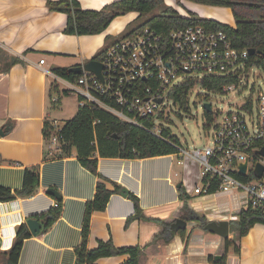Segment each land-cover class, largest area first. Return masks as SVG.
I'll list each match as a JSON object with an SVG mask.
<instances>
[{
  "label": "crops",
  "instance_id": "1",
  "mask_svg": "<svg viewBox=\"0 0 264 264\" xmlns=\"http://www.w3.org/2000/svg\"><path fill=\"white\" fill-rule=\"evenodd\" d=\"M46 1L0 0V129H4V134H0V186L21 188L24 169L39 166L35 194L0 202V264L5 263L3 252L11 246L16 227L28 217L36 218L56 205L55 197L46 193L48 187L61 195V214L46 232L24 239L17 264H77L75 250L81 240L86 202L93 198L99 179L110 189L113 184L120 189L111 194L104 210L91 214L87 239L90 249L96 247L98 240L109 239L115 246L143 245L155 234L156 225L129 220L134 214L129 194L138 198L144 214L151 217L180 218L176 211L184 191L190 196L192 210L204 215L207 222L236 219L235 213L225 211L228 203L216 204L220 192L207 195L193 192L197 183H202L200 166L189 158L178 163L181 158L178 153L146 158L97 156L96 174L81 165L75 150L67 156L46 155L44 122L56 120L53 112L60 103L57 98V106L51 104L55 99L52 92L59 91L60 83L66 87L62 78L55 77L53 69L88 61L107 42L118 38L127 22L137 16L135 12L118 16L100 34H65L66 15L49 10ZM78 1L82 8L98 10L115 0ZM164 2L183 16L192 11L215 19L210 15L225 13L230 19L225 23L234 25L231 9L227 7L189 0ZM177 2L185 6V12L179 11L182 8ZM40 59H44L43 64ZM123 189L127 192L123 193ZM232 207L240 209L235 202ZM190 224L191 229L186 223L185 238L174 235L161 245L159 253L147 254L143 264H212L208 255L218 254L223 238L204 230L196 220ZM228 238L231 240L233 234L229 233ZM126 258V255L104 257L95 264H121ZM226 264H264V225L255 224L241 237L238 253L229 247Z\"/></svg>",
  "mask_w": 264,
  "mask_h": 264
},
{
  "label": "trees",
  "instance_id": "2",
  "mask_svg": "<svg viewBox=\"0 0 264 264\" xmlns=\"http://www.w3.org/2000/svg\"><path fill=\"white\" fill-rule=\"evenodd\" d=\"M189 1L230 8L234 25L202 17L192 11H187V15L183 16L174 7L165 4L164 0H115L98 10L82 8L78 0H47L46 6L51 11L66 15V24L63 30L65 34H100L118 16L135 12L138 18L154 11L155 13L143 23L120 37L129 36L144 27H149L164 36L172 30L189 25H202L211 30H220L227 35L232 47L240 50L254 49L253 54L248 56L247 65L255 66L264 73V0ZM177 3L179 4V2ZM109 43L107 42L91 59L100 60ZM15 61L13 60V62ZM53 73L68 81L74 80L76 77V74L69 72L66 67H55ZM229 81L230 79L225 76H205L200 83L204 88L214 93H221L222 86ZM194 84L191 79L178 84L169 93V98L185 109L189 91ZM55 89H57V86H55ZM62 92L65 95L71 94L67 89H63ZM78 100L81 101L80 98ZM50 102L51 104L55 103V101ZM56 103L55 107L57 106ZM204 114L208 120H211V112L204 110ZM50 127V123L45 121L43 127L44 138L49 135ZM61 134L63 140L60 142L61 153L59 156L70 155L75 150L81 165L94 174L97 173V156L146 158L177 153V149L172 143L178 144V142L169 137L164 130H161V137L155 136L143 127L120 120L94 103L78 105L75 115L61 126ZM38 185L39 166H28L23 172L21 188L11 190L0 186V202L13 200L17 196L30 197L35 194ZM217 186L218 181L211 179L207 192L214 193ZM119 189L120 187L117 184H113V189H110L103 179L97 181L94 196L86 202L84 210L81 240L75 250L77 264H95L100 258L118 255L127 256L121 264H143L147 254L159 253L161 245L170 241L174 235L177 234L185 238V229L170 230V224L175 219H162L145 215L139 206L138 198L133 194H129V198L134 204V214L129 220L138 219L156 225L157 231L155 234L143 245L115 246L109 239L98 240L96 247L88 248L87 239L90 232L91 214L95 211L104 210L111 194ZM189 200L190 196L182 191L180 194L181 202L176 215L185 220H196L199 222L200 227H203L207 219L204 215H198L192 210ZM61 211L60 200L48 211L36 216L43 224L41 233L49 229L59 218ZM234 215H236V219L229 221V233L233 234V238L231 240L229 238L222 239L218 249V254L221 255L219 260H216L213 255H208V261L212 264H226V254L229 247L235 253H238L241 237L246 235L255 224L264 225V214L260 210L240 208L235 211ZM30 236L31 233L26 223H21L16 227L11 246L3 252L4 264L18 263L23 241ZM183 253L186 254V246Z\"/></svg>",
  "mask_w": 264,
  "mask_h": 264
},
{
  "label": "built area",
  "instance_id": "3",
  "mask_svg": "<svg viewBox=\"0 0 264 264\" xmlns=\"http://www.w3.org/2000/svg\"><path fill=\"white\" fill-rule=\"evenodd\" d=\"M248 56V50L232 47L220 30L189 25L164 36L144 27L108 44L99 60L102 79L82 70L74 80H63L65 89L81 99L79 105L94 103L120 120L161 137L154 123L165 118V100L170 99L175 86L189 79L200 83L205 76H225L230 81L222 86L221 93L235 91L243 86L253 67L247 65ZM43 72L50 74L47 69ZM52 101L56 103L57 98ZM253 103L247 100L238 106L241 111L226 112L214 125L209 145L185 150L172 144L181 157L178 163L189 158L200 166L202 183L194 187L195 194H210L207 187L214 179L218 181L215 192H242L246 197L244 209L264 214V93H258L255 111ZM50 126L45 152L55 157L61 153L63 137L60 125L54 121ZM244 162L246 170L241 173L239 164ZM258 165L262 167L260 176L255 174Z\"/></svg>",
  "mask_w": 264,
  "mask_h": 264
},
{
  "label": "rangeland",
  "instance_id": "4",
  "mask_svg": "<svg viewBox=\"0 0 264 264\" xmlns=\"http://www.w3.org/2000/svg\"><path fill=\"white\" fill-rule=\"evenodd\" d=\"M177 5L182 8H178L180 12L186 11L185 6L183 7L180 4ZM154 13L155 11L147 15H142L138 18L137 16L131 18L130 21H128L124 28L119 32L120 34L118 37L130 31L135 26L143 23ZM198 13L201 15H207V13L204 12ZM210 16L224 22L230 21L229 17H227L225 13L211 14ZM58 88L59 91L55 90V92H52V96H55V98L60 100V103L58 107L55 108L53 115L56 119L55 123L62 126L68 119H71L75 115L78 109L79 101L78 97L74 93L65 95L62 92L63 88L65 89L62 83L58 85ZM259 92L264 93V73L261 69L255 66H253L248 71V77L245 79L243 86H238L237 90L235 91H230L227 93H214L213 91L204 88L201 83H195L189 91L185 109L180 107L179 104L174 103L171 99L165 100L167 106L165 118L158 119L154 123V129L164 130L169 137H171L173 140H176L178 144L185 150L209 145L212 139L211 136L214 125L220 121L221 117L228 111H239L240 109L238 106L247 100H251L252 103L254 102L253 108L255 111V99ZM204 102H208L211 105V120H208L204 114ZM176 159L177 158L175 157V165ZM197 186H201V183L198 182ZM218 194L220 197L217 198L216 204L226 205L228 203L227 209L225 210H228L227 213H235L236 209H238L232 207L233 202H235L240 208H244L245 206L246 197L242 192H220ZM209 211L211 212L212 209ZM190 222L191 220H187L186 222L188 228L191 227Z\"/></svg>",
  "mask_w": 264,
  "mask_h": 264
},
{
  "label": "water",
  "instance_id": "5",
  "mask_svg": "<svg viewBox=\"0 0 264 264\" xmlns=\"http://www.w3.org/2000/svg\"><path fill=\"white\" fill-rule=\"evenodd\" d=\"M254 49H248L249 54H253ZM101 69L102 64L99 60L96 59H89L88 61L84 62L83 64H78L75 66H71L68 68L69 72H72L73 74H79L82 70L90 71L94 73L96 76H98L100 79H102L101 75ZM203 109L206 112H211V105L208 102L203 103ZM0 134H4V129H0ZM264 152V150H261V154ZM239 169L241 173H245L246 170V162L239 164ZM262 172V167L257 166L255 169V174L257 176H260ZM179 186V185H178ZM123 193H126L127 190L123 189ZM46 193L49 195H52L55 197L57 201L61 200V195L59 192L53 188L48 187L46 189ZM186 220L184 218H176L171 224H170V230L177 231L179 229H185L186 228ZM31 235L36 236L41 232L42 229V222L33 217H28L25 221ZM203 229L211 232L213 234H216L220 236L221 238H228L229 236V221L227 220H221V221H208L203 225ZM216 260H219L221 258V255L217 254L214 256Z\"/></svg>",
  "mask_w": 264,
  "mask_h": 264
}]
</instances>
